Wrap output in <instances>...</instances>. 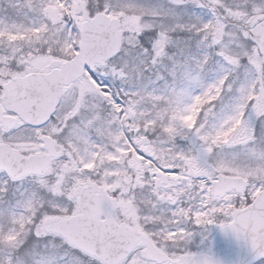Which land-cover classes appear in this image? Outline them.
I'll list each match as a JSON object with an SVG mask.
<instances>
[{
	"label": "snow or ice",
	"instance_id": "obj_1",
	"mask_svg": "<svg viewBox=\"0 0 264 264\" xmlns=\"http://www.w3.org/2000/svg\"><path fill=\"white\" fill-rule=\"evenodd\" d=\"M0 264H264V0H0Z\"/></svg>",
	"mask_w": 264,
	"mask_h": 264
}]
</instances>
